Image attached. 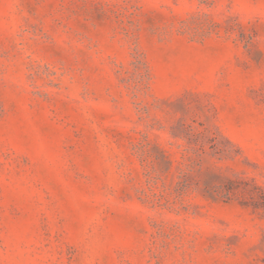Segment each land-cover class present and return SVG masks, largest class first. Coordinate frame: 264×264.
Listing matches in <instances>:
<instances>
[{"label":"rangeland","instance_id":"374dc122","mask_svg":"<svg viewBox=\"0 0 264 264\" xmlns=\"http://www.w3.org/2000/svg\"><path fill=\"white\" fill-rule=\"evenodd\" d=\"M0 264H264V0H0Z\"/></svg>","mask_w":264,"mask_h":264}]
</instances>
